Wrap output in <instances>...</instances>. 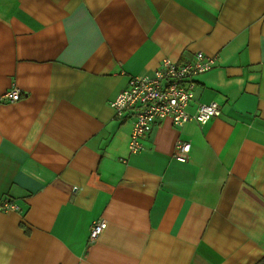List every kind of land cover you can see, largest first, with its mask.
<instances>
[{"label":"crops","instance_id":"obj_1","mask_svg":"<svg viewBox=\"0 0 264 264\" xmlns=\"http://www.w3.org/2000/svg\"><path fill=\"white\" fill-rule=\"evenodd\" d=\"M196 51L216 62L188 111L219 114L165 118L130 153L132 118L110 101ZM11 87L0 264H264V0H0V96Z\"/></svg>","mask_w":264,"mask_h":264},{"label":"built area","instance_id":"obj_2","mask_svg":"<svg viewBox=\"0 0 264 264\" xmlns=\"http://www.w3.org/2000/svg\"><path fill=\"white\" fill-rule=\"evenodd\" d=\"M216 62L215 56L196 51L191 59L175 62L164 58L152 75L131 76L126 87L109 103L115 117L132 118L128 149L137 153L142 149V139L153 125L165 118L171 119L174 125L180 126L188 120L205 124L220 112V105L211 101L197 102L193 112L188 106L193 99L196 77L209 70ZM20 98V89L11 87L4 91L0 99L9 102ZM190 144L178 141L173 156L179 161L187 160ZM16 209L8 202L0 204V210ZM104 219H95L89 228L88 240L93 242L106 228Z\"/></svg>","mask_w":264,"mask_h":264}]
</instances>
